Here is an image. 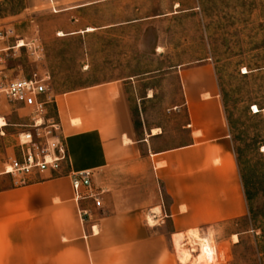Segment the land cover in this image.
Listing matches in <instances>:
<instances>
[{
  "label": "crops",
  "instance_id": "0c3cea01",
  "mask_svg": "<svg viewBox=\"0 0 264 264\" xmlns=\"http://www.w3.org/2000/svg\"><path fill=\"white\" fill-rule=\"evenodd\" d=\"M49 1L55 13L76 16L123 0ZM95 31L73 26L58 34ZM178 74L186 121L176 145L166 144L160 127L137 124L123 83L54 98L48 118L61 125L68 162L60 175L35 173L0 190V264H178L175 236L191 232L197 239L193 230L247 218L216 70L203 63ZM7 127L0 125L1 135ZM82 172H92L102 190L101 208L76 199L72 175Z\"/></svg>",
  "mask_w": 264,
  "mask_h": 264
},
{
  "label": "rangeland",
  "instance_id": "374dc122",
  "mask_svg": "<svg viewBox=\"0 0 264 264\" xmlns=\"http://www.w3.org/2000/svg\"><path fill=\"white\" fill-rule=\"evenodd\" d=\"M55 7L49 0H0V87L37 75L47 88L27 102L0 99V125H8L0 133V171L13 150L20 156V135L34 131L38 103L48 118L57 95L112 81L124 84L137 124L160 127L167 145L179 144L186 121L179 70L210 63L248 216L193 230L198 242L188 232L182 249L191 256L188 264H264V0H123L76 16L55 13ZM73 26L96 31L58 34ZM15 184L18 177L0 176V190ZM153 216L147 217L151 225ZM174 253L181 264V251L175 247Z\"/></svg>",
  "mask_w": 264,
  "mask_h": 264
},
{
  "label": "built area",
  "instance_id": "2783aa9c",
  "mask_svg": "<svg viewBox=\"0 0 264 264\" xmlns=\"http://www.w3.org/2000/svg\"><path fill=\"white\" fill-rule=\"evenodd\" d=\"M44 78L37 75L30 80H15L0 87V99L7 98L14 102H27L29 97L37 98L46 93ZM253 114H256L253 110ZM43 104H37L33 112L34 131L20 135V158H8L0 171V176L18 177V183L24 184L33 174H43L47 171L57 172L63 163L68 162L66 145L62 139L60 123L47 118ZM73 188L78 200H92L96 207H102V190L94 188L93 173L82 172L72 175ZM83 217L85 212L81 211Z\"/></svg>",
  "mask_w": 264,
  "mask_h": 264
},
{
  "label": "bare ground",
  "instance_id": "6f19581e",
  "mask_svg": "<svg viewBox=\"0 0 264 264\" xmlns=\"http://www.w3.org/2000/svg\"><path fill=\"white\" fill-rule=\"evenodd\" d=\"M90 31H93V29H89L88 30V32H90ZM59 35L60 36H63V34H59ZM22 45H23V43H21L20 46H22ZM254 111H255L256 114L260 112V110H259V108L257 106L254 107ZM1 126L2 127H5V126H7V123L3 121V123L1 124ZM151 222H153L152 219H151ZM184 241L185 240L182 237H179V236H175L174 237L175 247L181 251V256H180L181 264H188L190 262V260H191V256H190V254L186 250L182 249V247H183L182 244L184 243ZM195 242H198V240L196 238H195Z\"/></svg>",
  "mask_w": 264,
  "mask_h": 264
},
{
  "label": "trees",
  "instance_id": "16d2710c",
  "mask_svg": "<svg viewBox=\"0 0 264 264\" xmlns=\"http://www.w3.org/2000/svg\"><path fill=\"white\" fill-rule=\"evenodd\" d=\"M238 161V160H237Z\"/></svg>",
  "mask_w": 264,
  "mask_h": 264
}]
</instances>
